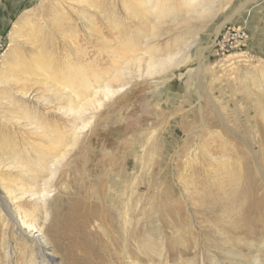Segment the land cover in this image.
Masks as SVG:
<instances>
[{
    "label": "rangeland",
    "instance_id": "1",
    "mask_svg": "<svg viewBox=\"0 0 264 264\" xmlns=\"http://www.w3.org/2000/svg\"><path fill=\"white\" fill-rule=\"evenodd\" d=\"M162 1L154 17L144 0H0L6 189L34 190L69 139L73 120L62 110L71 104L57 86L69 78L68 64L95 74L145 49L166 54L191 44L176 69L152 79L137 81L133 59L124 63L133 82L95 114L44 208L28 196L15 204L43 227L54 259L43 264H264V0H201L187 17L178 9L188 0ZM151 27L156 37L144 49ZM124 166L139 186L138 239L91 222V208L81 205L99 202L106 190L119 194L110 206L126 203L122 191L133 182L113 181ZM109 171L101 192L96 181ZM65 207L89 213L85 234L52 231L47 241ZM3 238L0 221V264H7ZM7 238L16 251L9 262L26 264L29 244L13 232Z\"/></svg>",
    "mask_w": 264,
    "mask_h": 264
},
{
    "label": "bare ground",
    "instance_id": "2",
    "mask_svg": "<svg viewBox=\"0 0 264 264\" xmlns=\"http://www.w3.org/2000/svg\"><path fill=\"white\" fill-rule=\"evenodd\" d=\"M185 2L186 4L181 5V8L178 9V11L185 12L186 17L188 16V12L191 9H194L195 7H198L202 4L201 0H188ZM145 4H147V11L151 12V16H160V13L157 12L162 11V6H164L162 0H144V5ZM201 13H204V11ZM151 29L152 30L150 34H148V36H151V38L146 39V37H143L144 49L147 48V43L149 40L156 37L153 31L154 27H151ZM190 47L191 44L183 49H179L175 53L166 54H159L156 52L152 53L145 49V51L140 53L129 55L120 62L112 61V65L109 67L110 69L98 71L95 74H91L89 72L88 75L84 73L83 69H81L82 67L80 68L77 67V65L74 66L72 64H68L69 66H67L64 71L69 74V78H66L63 83H58L57 85L60 89L67 92L69 96L68 99L70 100L71 104L69 108L62 110L64 114L73 120L72 132L69 135L68 141L62 144V148L54 153V156L49 162V166L46 167V170L43 173L40 181L41 184L36 185L34 190L30 187L23 188V186L15 187L16 189H6L0 186V221L4 230L2 246L4 253L3 255L7 260V264H11L9 261L16 252L14 245L7 238V234L9 232L16 233L19 238L24 241V243L29 244L31 247L30 251L24 255L26 257V264H43V258H45L47 262H52L54 260L51 255L47 253L48 247L47 242L43 237V227L35 225L32 222L30 216L22 215L15 204H17V202L22 198H25L24 196H28L31 197V199L33 198L34 201L39 202L40 206L38 205V207H41L42 209L44 208L43 204H45L44 202L50 196L49 194L52 184L58 175L60 167L69 158L70 154H72L76 149L82 135L91 129L94 123L95 114L100 113V111L104 109L105 105L112 99L124 93L129 88V85L133 82L132 78L125 77L126 69L122 65L124 63L126 64L127 61L132 58L133 64H136V68L138 69V74L135 76L136 80L142 81L143 79H152L165 75L171 72L173 69H176L179 63L182 61V57L185 56L186 51ZM138 54H141V57L138 58ZM3 57L4 55L2 56V60ZM231 58L232 57L229 56L224 61L227 62V59ZM244 61L246 63L250 62L247 56L244 58ZM141 63L142 67L140 66ZM141 68L142 70H140ZM128 70L129 69H127V71ZM132 76H134V74ZM198 77L200 78V75H198ZM53 79H57V76H54ZM78 79H81V81H78ZM118 82L121 83L117 84ZM199 89L200 85L197 86V90ZM212 105L214 107V113L209 111L208 113H210V115L212 113L214 118L215 114L219 116L217 113L219 108L217 109V106H215L213 103ZM148 155L150 156L151 160L153 157L152 153H149ZM138 166L139 165H135V168L137 169ZM146 166L147 164L144 165V168H146ZM152 173V170H150V174ZM110 176V171L109 173L106 172L101 179L96 181V186H99V190L101 192L103 181L105 179L109 180ZM122 177H124L125 182L130 180L132 183L134 180V178H132L133 172L130 174L129 170L127 168L125 169V166L124 169H121L118 175H115V179H113V181L116 183H121ZM133 184V188L124 187L122 191L125 198L128 199L126 203H118L115 206H110V198L118 200L119 194L118 196H115L114 194H111V192L108 193V190H106L104 197L99 199L100 203L91 201V204H81L86 208H91V222L99 220L104 226L109 223L110 226L115 229V231L125 235L126 238L129 236L134 239L137 238L138 229L136 226L138 217L140 216V212L138 210L139 207L137 209V201L139 197L137 193L139 186L136 181H134ZM121 187H123V185L120 186V191L122 190ZM88 215V212L85 213L79 207L72 209H70V207L59 208V210L55 213L53 222L49 224L46 231L49 233V238H46L47 241L48 239L50 241L54 240V237H51L50 234L52 231L54 233L57 231H65L67 234H70V230L79 227L82 229V233L85 234V226L89 222L87 217ZM251 225L256 227V222H251ZM146 252L149 253L150 251L147 250ZM161 252L162 250H160V252L158 251L155 255L161 257ZM80 260H83L84 262L86 260V254L80 255ZM91 262L92 261H86L85 264H94ZM131 264H136V262H132Z\"/></svg>",
    "mask_w": 264,
    "mask_h": 264
},
{
    "label": "built area",
    "instance_id": "3",
    "mask_svg": "<svg viewBox=\"0 0 264 264\" xmlns=\"http://www.w3.org/2000/svg\"><path fill=\"white\" fill-rule=\"evenodd\" d=\"M219 44V43H218ZM0 47H2V43L0 42ZM220 47V46H219ZM221 48V47H220Z\"/></svg>",
    "mask_w": 264,
    "mask_h": 264
}]
</instances>
